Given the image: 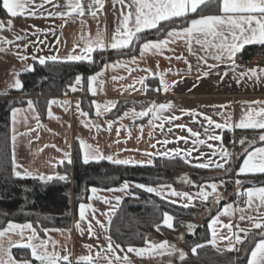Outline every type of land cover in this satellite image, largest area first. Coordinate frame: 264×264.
Returning a JSON list of instances; mask_svg holds the SVG:
<instances>
[{
	"label": "snow or ice",
	"instance_id": "obj_1",
	"mask_svg": "<svg viewBox=\"0 0 264 264\" xmlns=\"http://www.w3.org/2000/svg\"><path fill=\"white\" fill-rule=\"evenodd\" d=\"M45 4H51L54 8L60 9L63 7L64 10L56 12H48V17L60 18L67 23L68 19H75L77 17L83 18L87 12L91 17L97 18L98 12H101L105 6V0H88L87 6L84 3V0H66L65 4L62 6L59 3V0H41L39 4L36 3V0H0V6L9 17H18L25 16L26 14L33 18H40L43 14H39L36 11L38 8H43ZM119 4L121 21L118 26L115 28L112 36L110 38L106 37V31L102 32L98 30L96 35L93 37L91 33L85 35L82 31L80 35L81 43H77L73 46L71 52L65 57L61 58L58 54L50 56H36L33 55L31 59L38 61L40 65H45L47 62H86L89 64L95 63L93 58V53L95 52H105L108 50H130L133 45H140V56L144 57L146 53H151L153 55L163 54L164 50L174 51L170 45L176 44L179 41H183L186 45L188 51L192 54L193 52V43L199 45L201 50L205 55L198 56V60L203 63V65L208 69V71H202L201 75L207 77L210 75L212 69H215L219 66V63L229 62L233 71L237 67L236 57L246 45H261L264 46V0H113V6ZM210 6L214 7L215 11L210 12L209 14L205 13V9ZM126 9V11H125ZM192 14H195L194 16ZM192 17L189 19V17ZM179 19L182 23L176 25L175 21ZM85 24V21L81 19L82 28ZM35 31L31 35H36L41 33L43 30L37 28L35 25L32 26ZM12 20L8 19L5 21H0V31L11 30ZM155 29L158 33H163V37L160 39H148L144 34ZM53 34L54 30L49 29ZM27 33L24 36H16L15 41L9 40L6 37H0V45H13L16 41L23 40L27 38ZM33 47H36L42 41H30L29 42ZM59 44V40H57ZM19 48V44L16 45ZM29 45H24V50L26 51ZM79 49V51H78ZM0 51H6L5 48L0 47ZM21 61H26L30 57L27 55H21L19 51L15 53ZM172 57H168L171 59ZM176 59H182L181 56L175 57ZM212 59L218 63L209 64L208 60ZM137 58L132 57L131 63H136ZM185 63L188 64V70H192L190 62L185 60ZM126 66L121 64L119 61L111 65H103L101 71L96 72L93 75L88 77L83 76V74H78L75 78L74 84L69 85L71 91H77V85H81L85 80L89 82L90 85H93L90 90L92 95H96L97 87L95 85L99 81L100 77L104 73L112 68L113 70L117 66ZM34 68L31 65H28L25 68V71H33ZM142 71L151 72V69H143ZM171 71V70H169ZM179 75V73H176ZM219 74V73H217ZM225 76L227 72L223 73ZM17 77L19 74H16ZM155 76V73H152ZM248 77L249 79L255 78L260 80L264 78V67L247 69L239 73V77L234 76V79H243ZM200 77H198L199 79ZM113 80L118 79L113 76ZM119 79H124V77H119ZM147 77H142L135 81L134 84L125 86L124 90L132 89L142 91L144 94H147L148 85L145 83ZM101 83H103L101 81ZM140 84L141 88L136 89L135 84ZM177 82L173 81L169 83L165 79V74L163 72L159 75V87L152 89L156 92H165L167 93L171 87H173ZM12 88L15 90H21L23 84L20 79L16 78L12 84ZM67 104V101H56L52 100L49 102L48 117L53 118V113L51 111L52 104ZM28 110L34 114V119L37 121V128H28L24 133H18L16 130L17 117L24 110L21 108L11 109V135L8 141L5 142V147H0V158L7 157L10 159L12 167V175L18 179H34L39 180L43 183H48L53 180H59L67 182L69 180L68 174L61 175L58 172H53L52 174H44L39 171H32L28 168H24L18 162L16 155V142L18 136L30 135L31 132L36 131L40 125L39 113L36 112L35 105L33 101H27ZM252 105H259V107L249 106L242 118L238 123L232 125L230 123V117L225 120L224 123H218L214 121L210 116L198 113L195 110H186L181 109L182 115H187L189 117H202L203 120L207 123L208 127L204 128V135L207 138V141H221L222 136L216 134V130H232L233 127L239 129H252V130H261L258 136V141L261 145H264V101H252ZM116 106V102L108 101L103 106L96 102L95 103V114L96 116H101L104 112L111 111L112 108ZM223 107V106H221ZM174 108L172 102L157 103L156 101L149 102L148 106L142 108L140 111H137L133 107L130 112L126 111L123 113V116L118 119L127 118L130 115L134 118H143L150 117L149 123L153 124L155 121H160L159 124H156L155 127L164 129L165 123H173L175 120L181 119V116L169 115L164 116L163 113L169 112ZM77 110L82 117H88L89 113L84 112L79 108L77 104ZM58 119V118H57ZM23 122L27 124V116L23 117ZM195 122L199 123L198 120ZM114 121H108V130L112 128ZM135 123V120H133ZM85 126H88L87 123ZM176 128L181 130H186L191 139L193 145L189 149H180L179 147L175 149H166L163 152H149L145 150L143 152L144 156L149 157L147 161L135 160L134 158H125L120 159L114 155H104L100 148L93 147L88 144L85 140L80 139L79 145L83 149V162L87 164L90 160L100 161L107 160L115 165H125V166H144L145 163L152 165L153 158L156 155L163 157H177L182 156V158L191 163L189 157L192 156L193 151H198L199 146H207L209 149H213V145L207 143L205 139H201V133L193 131L192 128L181 123L174 125ZM143 125H140L141 137L143 133ZM119 129H117V135H119ZM169 132L172 131L171 128L168 129ZM129 138H131V129H128ZM151 132L149 136L151 138ZM38 138V137H37ZM180 140H184L187 144L189 139L187 137H177L176 143ZM126 142V141H125ZM174 141L169 139L157 140L156 143L150 144L152 149L157 148V144H160L162 147L166 146L169 143ZM245 139H241L239 143L243 146L245 144ZM116 143H120L119 139L116 140ZM257 140L249 142L248 148L244 149V159L242 165L239 167L237 175H247V174H264V146H255ZM56 147L55 145H51ZM47 147V145L45 146ZM70 147V146H69ZM58 151H62L59 150ZM124 151H140L139 149H124ZM218 153L213 151L211 155L207 156L206 162H200L195 164V167L202 169H209L212 167L223 169L225 165L230 162L231 153L227 150H222L219 155L223 163L214 160L212 157L216 156ZM204 154L201 156L195 157L196 160H204ZM65 161L68 164L72 163L71 152L64 151L63 158L58 161L59 165H63ZM52 167H56V164H52ZM184 182H191L185 177ZM224 181H220L222 185ZM235 183L240 185L243 183L241 180H236ZM216 182H212L206 185H199V191L195 194H190L189 192L177 191L174 187L170 185H159L157 187L147 186L144 184H136L135 187L143 189L148 193H153L162 200H167L172 204L178 203L177 199L170 198H179V200L186 201L182 203L183 208H188L189 206H194L193 201L197 198L207 201L209 196L215 195V202L219 203L222 199V196L218 193V187L220 186ZM210 188L211 191L206 189ZM116 191L127 192L129 190L128 182H124L123 186L120 189H115ZM98 190L93 187L91 192L95 196ZM108 191H114V189H108ZM238 195L246 197V206L239 209L241 215L239 216L240 221H248L249 227L239 228L237 225V231H233V225L231 223L223 225L227 228L231 235L229 236H220L218 237L216 228L213 227L219 223V216L214 218L211 222L210 227H212L211 239L207 244L212 245L213 247L217 246L218 240H227V251H240L241 249L237 248V244H243L246 239L249 237L252 238L254 246H252L246 254L249 255L247 264H264V187H249L246 191L239 192ZM97 199H103L101 197H96ZM117 203L121 201L120 197L115 198ZM105 203H110L109 200L104 199ZM232 205H227L224 207L221 214H229V210L232 208ZM251 210L249 215H245L246 211ZM96 209L91 204L80 203L79 204V220L77 221L76 227L80 230L83 235L85 229L81 228L80 222H87V232L89 237L96 236L95 230L93 228L92 220L88 219V213L91 212L93 219H95ZM115 209L113 208L108 213H102L108 217V223H111V216L114 214ZM173 220L174 217L168 213L163 214L162 223L169 229H173ZM96 224L99 225L102 229H105V225L102 224L99 220L96 221ZM188 228L191 230L192 225H188ZM156 230H160V226L157 225ZM253 230H258L253 232ZM50 231H62L60 229H44L45 234ZM30 232L31 234L25 237V233ZM240 233H243V238ZM14 236H18L20 239H13ZM25 239L27 242L25 243ZM105 239L108 241L106 246H101L100 250L93 251V245H84L88 250V254L80 255L75 261L72 259V253L69 252L66 248L63 249V254L58 250V242L48 237L47 239H41L37 229L33 226L31 222L28 223H16L8 221L5 227L0 228V264H21L12 253V249L27 248L30 249L31 256L34 258L38 264H100L101 261H104L105 264H116L118 261H128V256L123 257L117 254V249L121 252L125 251L124 248L119 244L112 242L110 235H106ZM146 247L136 248L129 246L127 252H134L139 256L151 255L153 253H159L161 255H168L170 257L177 256L181 262L186 261L187 253L182 249L177 248L176 245L170 244L169 241L165 240L162 242H152L145 241ZM206 244H196L191 248L193 255H197V249L204 248ZM51 247V250L49 248ZM23 264H30L29 261H23ZM130 264V262H129ZM168 264H173L172 260H169Z\"/></svg>",
	"mask_w": 264,
	"mask_h": 264
},
{
	"label": "crops",
	"instance_id": "obj_2",
	"mask_svg": "<svg viewBox=\"0 0 264 264\" xmlns=\"http://www.w3.org/2000/svg\"><path fill=\"white\" fill-rule=\"evenodd\" d=\"M40 2L41 0H36L37 4H39ZM65 2L66 0H59V3L62 6L65 4ZM84 3L87 6L88 0H84ZM120 8L121 6L119 4L113 6V0H105L104 9L101 12H98L97 18L91 17V15H89L87 12L86 7V14L83 18L77 17L75 19H68L67 23H65V21L60 18L48 17L49 11L56 12L64 10L63 7L60 9L54 8L51 4H45L43 8L36 9L38 17L39 14H43V16L40 18H33L27 14L25 16H18L14 18H0V21L5 22L8 19L12 20L11 30L0 31V37H6L9 40L15 41L16 36H24L26 33L28 34L26 39L16 41L13 45H0V47L6 49V51H0V68L2 66V62L3 65L6 64L8 66V68L6 67L4 71L0 69V94L8 92L10 90H15L12 88V83L16 78L19 79V75L25 71V68L28 65H31L34 68L35 64H39L38 61L31 59L33 55L46 57L58 54L59 57L63 58L71 52L75 44H82L79 39L82 31L85 35L91 33L93 37L96 35V32L98 30L102 32L106 31V37L110 38L115 28L118 26L122 19ZM81 19L85 21L83 28L81 25ZM33 25L43 31L41 33H37L36 35H31V33L35 31V29L32 27ZM49 29H53L55 34H53L52 31H49ZM57 40H59V44H57ZM30 41H42L43 43H39L36 47H33L29 43ZM17 44H19V48H17ZM26 44H28L29 46L25 51L23 46ZM254 45H246L245 47ZM170 47L173 48L174 51H169L166 49L164 50L163 54L157 55L146 53L144 57H141L139 52L137 55H134L137 58L136 63H131V59L133 56L108 62L107 64L111 65L119 61L121 64L126 66L118 65L114 70L112 68H109L104 73V75L100 77L99 81L95 85V87H97L96 95H92L90 90L93 85H90L89 82L85 80L81 85L76 86L77 91L73 92L69 87L63 97L51 98L50 101L56 100L60 102H68L63 106L59 103L52 104L50 106L53 113V118H49L48 114H46V118L43 119L34 101L30 99V101H33L35 105L36 112L39 113L41 127H39L36 131L31 132L30 135L18 136L16 142V155L18 162L23 165L24 168H28L32 171H39L40 173L44 174H52L53 172L60 173L59 167L61 165L58 164V161L63 158V152L70 151L73 162L74 147L77 144L80 148V139L85 140L93 147L98 146L102 153L106 156H116V154H118L117 158L120 159L131 157L138 161H147L149 157L143 155V152L145 150L149 152H163L166 149H175L177 147H179L180 149H189L193 147L190 134L186 130H181L174 126L183 123L192 128L193 131L200 132V138L205 139L207 143L212 144L213 149H209L206 145L199 146V150L193 151L192 156L189 157L191 163L186 162L182 158V156L163 157L160 155H156L153 158L152 165L154 164L156 158L170 160L181 159L189 166L198 168L194 165L200 162H206L207 156L211 155L213 151L217 152L218 154L212 158L218 162L223 163V161L220 159L219 153L222 150H227L229 153H231L232 156L231 150H233V147L228 148L224 145L223 137L225 132L234 133L238 130L252 129H239L233 127L232 130H216V134L222 136V142L214 140L207 141V138L204 135V128H207L208 125L203 120V118L199 116L193 118L187 115H182L180 110H195L198 113H203L210 116L214 121L218 123H224L225 120L230 117V123L234 125L239 122L245 110L249 106L259 107V105H252V101H264V78L256 80L255 78L249 79L248 77H245L243 79H239V81L238 79H234V76L238 78L240 72L247 70L241 68L240 63L237 60V57L241 52L238 53L236 57V64L239 67H237L235 71L232 70L229 62H224L219 63V66L217 68L212 69L210 75H208L207 77H203L201 75L202 71H208V69L203 65L202 62L198 60V56L205 55L199 45L193 43V52L196 54L190 53L183 41H179L176 44L170 45ZM17 51H19L21 55H27L30 58L26 61H21L20 58L15 54ZM95 53H93V56ZM177 56H181L182 59H176L175 57ZM168 57L172 58L168 59ZM185 60L190 62L192 66L191 71L188 70V64L185 63ZM208 63L212 64L218 62L209 58ZM143 69H151L152 71H142ZM5 71L9 72L6 73ZM161 72L165 74V79L169 83L173 81L177 82L173 87L170 88L167 93L163 91L156 92L152 90L159 86H154L152 88L148 86V91L150 90L152 92V95H148V93L144 94L142 91L138 90H124L125 86L134 84L135 81L142 77H147V80L145 81L146 84L148 80L156 79L158 80L159 85V75ZM224 72H227L228 74L225 76L223 74ZM152 73H155V76H153ZM176 73H179V75H177ZM16 74H19L18 77ZM6 75L8 76L6 77ZM113 76L117 77L118 79L113 80ZM9 77H12V83H8ZM119 77H124V79L121 80L119 79ZM198 77L200 78L198 79ZM101 81L103 83H101ZM135 87L136 89H140L141 85L137 83L135 84ZM157 99L161 100L158 103H165L170 101L174 105V108L171 111L163 113L164 116L174 114L176 116H181V119L175 120L171 124L165 123L163 130L155 127V125L159 124L160 121H155L153 124H150V117L134 118L130 115L127 118L118 119L123 116L124 112H130L133 107H135L137 111H140L142 108L147 107L149 102L155 101ZM85 100H89V102L91 103L94 116H90L89 114L88 117H82L79 114L77 110V104H79V108L81 110H83L84 112H88L84 108ZM108 101L116 102V106L112 108L111 111L104 112L101 116H96L95 103L98 102L103 106ZM128 101L136 103L137 106L131 105L127 107V109L118 117H111L112 113L117 109L121 102ZM16 108H21L24 110L17 117V124L15 127L18 133H24L28 128H37V121L34 119V114L30 110H28L27 103ZM48 110L49 103L47 107V113ZM24 116H27V124L23 122ZM133 120H135V123H133ZM196 120H198L199 123L195 122ZM108 121H114L110 131L108 130ZM86 123L88 126H85ZM140 125L144 126L142 139H140ZM169 128L172 129L171 132L168 131ZM117 129L120 130L119 135H117ZM128 129H131V138H129ZM255 131L260 132L261 130ZM150 132L152 134L151 138L149 136ZM177 137H187L189 139V142L186 144L184 140H180L178 143H176L175 141ZM117 139H119L120 143H116ZM164 139H169L174 142L169 143L164 147H162L160 144H157L156 149H152L150 147V144L156 143L157 140L162 141ZM46 145L47 147H45ZM51 145H55L56 147H52ZM58 149L62 151H58ZM124 149H139L140 151H124ZM80 151L83 159V149L80 148ZM201 154H204V160H196L195 157L201 156ZM101 161L107 160H90L88 163ZM242 162L238 167L235 165V167L232 168L231 158L230 162L226 164L225 168L223 169L215 167L203 169L210 170L211 173L208 175L206 181H204V183L200 185H206L212 182H216L218 185H220V181H224V183L218 187V193L222 196V199L219 203L215 202V195L209 196L207 201L199 198L193 201V204H195L196 202H200L201 204L205 205L204 217L205 219H209V240L211 239L212 235V227H210V225L212 220L217 216H219V223L217 225H214L213 227L216 228L218 237L231 235L229 230L223 227V225L229 223L233 225V231H237V225L239 226V228L249 227L248 221L239 220V216L241 215L239 209L244 208L246 204L244 206H239L236 204V197L238 193L246 191L247 188L243 189V183L237 185L235 181L238 179L242 181V177L259 174L237 175L238 169L242 165ZM65 163L67 162L65 161ZM52 164H56V167H52ZM144 166L151 165L145 163ZM230 174H233V176L231 177ZM229 182L232 183L233 189L230 193H227L226 184ZM186 183L187 184L183 183V181L181 182V184L191 186V183ZM123 184L118 187L111 188L114 189V191L96 188L98 191L96 192L95 196L90 190L89 200L85 204H91L97 210L95 213V219H93L91 212L88 213V219L92 220L93 228L95 230L96 236L99 237V239H96L95 237H89L86 221L80 222L81 228L85 229L83 235L76 227L77 221L79 220V207L77 210V219L74 221L70 231H66L63 229H60L62 231H50L44 236L39 235L40 238L47 239L48 237H51L52 240L57 241L58 250L61 251V254H63V249L66 248L69 252L72 253V259L74 261L80 255L88 254V250L84 247V245H93V251L100 250V247L106 246L108 242L105 239V236L110 235L112 220L122 201L126 197L131 196L132 189L137 188L135 187V183L128 182L129 190L127 192L115 190L120 189ZM159 185H170L177 191L189 192L190 194H195L199 191V187L195 189H188L185 187H181V185L174 182ZM159 185L147 186L157 187ZM206 190L211 191L210 188ZM96 197H101L103 199H97ZM116 197L121 198V201L119 203H117L115 199ZM231 197H233V200L230 199ZM104 199L109 200L110 203H105ZM170 199H177L178 203H176V205L178 206H181L182 203L186 202L175 197ZM227 205L233 206L229 210V214H221L224 207H226ZM113 208L115 209V212L111 216V223L109 224L108 217L106 215H102V213H108ZM261 211H264V209H262ZM244 214L249 215L253 213H251V210H249ZM97 220L105 225V229H102L99 225L96 224ZM164 227L167 228L166 226ZM255 231L258 230H253V232ZM30 234V232H26L25 237ZM240 235L243 238L244 234L240 233ZM13 239L19 240L20 238L18 236H14ZM165 240L166 239L151 238L149 241L162 242ZM24 242L26 243L27 240L25 239ZM112 242L114 243V245L119 244L113 238ZM146 246L147 245L145 243V245L136 248H142ZM226 246L227 240H218L217 246L214 248L220 251H227ZM241 246L242 244L236 245V247L239 249L241 248ZM14 250L30 251V249L27 248L16 247L12 249L13 256ZM49 250H51V247L49 248ZM124 250L125 251L121 252L119 249H117V254L121 257L127 255L128 261L122 260L116 262V264H129V262L130 264H168L169 260H172L173 264H181L180 261H177L178 254L177 256L173 257H170L166 254L161 255L159 253L139 256L134 252H127V249ZM18 261L23 264V261ZM30 264L32 263L30 262ZM100 264H105V262L101 261Z\"/></svg>",
	"mask_w": 264,
	"mask_h": 264
},
{
	"label": "trees",
	"instance_id": "obj_3",
	"mask_svg": "<svg viewBox=\"0 0 264 264\" xmlns=\"http://www.w3.org/2000/svg\"><path fill=\"white\" fill-rule=\"evenodd\" d=\"M206 14L215 11L210 6ZM193 16L195 14H192ZM6 11L0 6V18H8ZM192 18L191 16L189 19ZM182 22L177 19L176 25ZM148 39H160L163 33L155 29L144 34ZM140 45L136 44L130 50L96 52L93 56L95 63L86 62H47L45 65L35 64L33 71H24L20 74L23 84L21 90H10L0 94V147H5V142L11 135V109L23 106L28 100H33L41 117L46 118L48 103L51 98L63 97L69 85L75 82L78 74L88 77L101 71L108 62L128 58L140 52ZM264 55V46L245 47L238 55L237 60L241 68L246 69L247 63L255 56ZM150 88L158 85V80L147 81ZM148 95H152L149 90ZM157 103L160 99L155 100ZM136 105L128 101L121 102L111 117H118L127 107ZM84 108L90 116H94L93 107L89 100L84 101ZM255 130H238L234 133L225 132L224 145L228 148H241L239 141L257 140L255 146H260ZM248 148V147H247ZM244 158V151L238 156V167ZM61 175L68 174L67 182L53 180L43 183L34 179H18L12 175L10 159L0 158V228L5 227L8 221L16 223L31 222L39 235L44 236V229H63L70 231L77 219V210L80 203H87L91 188L111 189L132 182L144 185H159L176 183L188 189H195L206 181L210 170L193 168L181 159L156 158L151 166H125L115 165L107 161L83 162L81 151L76 144L73 152V162L64 163L59 167ZM196 187L181 184L182 181L174 177L181 174ZM231 177L233 174H230ZM174 178V179H173ZM185 178L183 183L187 184ZM243 189L264 186V174L242 177ZM189 183V182H188ZM227 193L233 189L232 183H227ZM230 199L233 200V197ZM208 205V204H207ZM206 205V206H207ZM198 207L205 209V205L196 203L195 206L183 208L160 199L140 188L131 190V196L126 197L117 212L110 227L111 237L124 249L129 246L141 247L151 238L166 239L177 248L187 253V259L181 264H247L248 250L254 246L249 237L241 246L240 251H220L210 244L208 218L201 223H195L194 213ZM168 213L174 217V228H165L162 224L163 214ZM157 225L160 230L157 231ZM188 225H192L190 230ZM206 244L204 248L197 249L193 255L191 248L196 244ZM17 260L29 261L38 264L29 250H14ZM177 261H179L177 256Z\"/></svg>",
	"mask_w": 264,
	"mask_h": 264
},
{
	"label": "rangeland",
	"instance_id": "obj_4",
	"mask_svg": "<svg viewBox=\"0 0 264 264\" xmlns=\"http://www.w3.org/2000/svg\"><path fill=\"white\" fill-rule=\"evenodd\" d=\"M2 66H1V68L0 69H2V71H4L5 69H6V67L8 68V66L5 64V65H3V62H2V64H1ZM6 73L7 72H9V71H5ZM8 75H6V77H7ZM19 79H20V75H19ZM7 80V79H6ZM21 80V79H20ZM13 82V79H12V77H9L8 78V83H12ZM14 83V82H13ZM12 83V84H13ZM246 142H245V144L242 146L241 144H240V146H241V148H239V149H237L236 148V146L235 147H233V150H231V152H232V156H231V158H232V164H231V167L232 168H234L235 167V165L237 164V161H238V156L243 152V150L245 149V148H247V146L249 145V142H251V141H248V140H245ZM233 172V171H232ZM186 177V174H181V176L180 177H174V178H176V180H179V181H183V179ZM173 178V179H174ZM197 203V202H196ZM195 203V204H196ZM198 203H200V202H198ZM195 204H194V206H195ZM201 204V203H200ZM203 205V204H202ZM198 211H196L195 213H194V218H195V220H194V222L195 223H201V222H203L204 221V219H205V217H204V210H202V207H198V209H197Z\"/></svg>",
	"mask_w": 264,
	"mask_h": 264
},
{
	"label": "built area",
	"instance_id": "obj_5",
	"mask_svg": "<svg viewBox=\"0 0 264 264\" xmlns=\"http://www.w3.org/2000/svg\"><path fill=\"white\" fill-rule=\"evenodd\" d=\"M264 67V55H258L250 59L246 65V69ZM236 204L239 206H244L246 204V197L237 195Z\"/></svg>",
	"mask_w": 264,
	"mask_h": 264
},
{
	"label": "water",
	"instance_id": "obj_6",
	"mask_svg": "<svg viewBox=\"0 0 264 264\" xmlns=\"http://www.w3.org/2000/svg\"><path fill=\"white\" fill-rule=\"evenodd\" d=\"M191 183V187H196V184L194 182H190Z\"/></svg>",
	"mask_w": 264,
	"mask_h": 264
}]
</instances>
